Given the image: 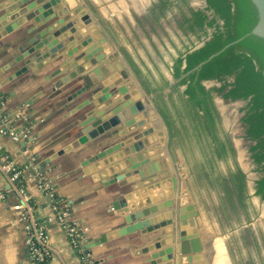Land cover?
I'll use <instances>...</instances> for the list:
<instances>
[{"label":"crops","instance_id":"0c3cea01","mask_svg":"<svg viewBox=\"0 0 264 264\" xmlns=\"http://www.w3.org/2000/svg\"><path fill=\"white\" fill-rule=\"evenodd\" d=\"M156 1L63 0L71 11L79 8L77 16L80 22L86 15L93 18L81 29L85 37L92 36L95 45L106 40L101 55H98V62L93 65L100 68L101 74L108 75L104 82L112 80L114 76L119 77V84H132L129 90L132 97L141 99L145 104L148 123L144 127L154 128L148 141L152 148L151 157L161 164H168L162 166L177 176V191L173 189L170 176L148 181L133 174L125 176L123 180L109 182L108 178L118 170L115 164L111 166V158L116 159V153L96 161H91L90 156L110 142L101 145L92 139L87 143L81 142L77 147L72 146L85 134L86 113L91 109L98 110L100 105L90 104L72 112L77 104L89 98L90 90L70 101L69 95L74 89L55 86L59 76H51L54 64L39 68L32 61L29 68L20 74L17 72L24 61L7 68L8 63L21 53L22 42L28 38L25 30L31 22L9 33H4L5 24L0 22V91L7 96L3 109L12 113L25 110L26 114L16 119V129L30 126L28 142L14 140L0 131V144L18 163H24L31 157L37 159L56 194L69 205L71 216L83 228L81 248L88 249L92 264H150L147 261L149 253L144 252L143 248L157 238L165 237L166 240L167 233L172 229L170 225L174 226L173 234L166 243L169 245L173 237L174 241L170 244L179 247L180 232L183 230L187 237L193 232L191 226L183 224L180 219L182 214L189 215L191 204L197 210V228L203 249L193 252L191 262L187 256L182 257L180 264H264V199L255 193V181L261 175L253 176L242 164L236 131L229 135L239 165L246 174L245 182H238L234 186L227 180V183L218 185L205 182L195 186L185 163V155L178 149L173 152L169 147V137L166 139L165 125L155 102L156 92L145 86L143 77L137 72L136 66L151 79L161 81L160 77L164 74L174 81L166 64L170 60L168 50L175 52V46L189 43L182 42L177 36L181 30L175 13L166 15L168 18L174 15L169 29L165 25L168 24L165 15L153 13L154 20L149 19ZM5 4V0H0V16L14 6ZM165 28L171 31L172 39L165 36ZM169 89L166 88V92ZM243 101H246V106L248 101ZM220 109L223 115L221 106ZM223 122L229 131L224 117ZM62 149L65 151L60 154ZM224 174L229 178L227 173ZM27 191L39 213L51 218L48 241L52 254L46 264H87L80 249L73 247L65 230L55 220L51 197L32 179L27 181ZM123 196L135 209L172 198V205L161 211L158 220L171 216L173 219L152 232L144 229L121 234L119 229L125 224V212L115 209L113 202ZM20 199L16 192L8 190L7 179L0 168V264H26L30 258L25 221L22 212L14 207ZM103 235L106 236L105 241L88 246L92 239ZM192 240L189 237L190 248L193 247Z\"/></svg>","mask_w":264,"mask_h":264},{"label":"water","instance_id":"95a60500","mask_svg":"<svg viewBox=\"0 0 264 264\" xmlns=\"http://www.w3.org/2000/svg\"><path fill=\"white\" fill-rule=\"evenodd\" d=\"M5 1V5L8 7L13 4L14 6L0 16V22L5 24L4 33L12 32L31 22L25 30L28 38L22 42L21 53L8 63L7 68L24 61V65L17 72L20 74L29 68L32 61H35L39 68L47 64H54L50 72L51 76H59L55 86L58 88L73 87L74 89L69 95L70 101L77 95L90 90L89 98L77 104L72 112H77L90 104L100 105L98 110L91 109L86 113L87 119L84 122L86 126L83 130L85 134L81 136L80 140H75L72 146L77 147L81 142L87 143L92 139L99 141L101 145L110 142L108 146L90 156L91 161H96L116 153V159L111 158L113 162L111 166L115 164L118 170L108 178L109 182L123 180L125 176L133 174H138L142 180L148 181H156L157 177L170 176L173 189L177 191V176L163 168L168 164L163 163L164 166H162L163 164L159 160L151 157L152 148L148 141L154 133V128L144 127L148 123L146 106L141 99L135 100L132 97L129 92L133 87L132 84L128 86L119 84L120 78L115 76L112 80L104 82L108 75L101 74L99 67H93L98 62V55H101L106 42L104 39L99 45H95L92 36L85 37L81 32L83 25L92 22L93 18L86 15L82 18L83 22H80L77 16L79 8L71 11L63 0ZM251 1L257 10L255 25L250 32L230 42L223 49L250 34L264 40V0ZM12 18L13 20H11ZM217 53L212 54L209 58ZM204 62H200L196 68H199ZM158 113L165 125L167 139L169 137L168 126L161 113ZM64 151L65 149H62L59 153ZM165 160L166 158H164ZM170 165L173 167L172 163ZM172 203L173 199L167 198L135 209L129 206L127 197L123 196L117 199L113 202L114 208L125 212V224L121 226L119 232L125 234L144 229L152 232L161 226H166L173 217L158 220V216ZM191 209L189 215L182 214L180 219L183 224H189L193 232L188 237L185 236L186 233L183 230L180 232L181 244L179 247L170 244L174 241L173 237L167 245L166 240L172 236L174 229V226L170 225L172 229L167 233L166 240L165 237L157 238L143 248L144 252L149 253L147 261L150 264H180L184 256H187L188 261L191 262L193 252L202 251L203 243L198 234L197 210L194 204H191ZM105 237L103 235L92 239L88 246L105 241ZM189 237L193 239L192 248L189 247Z\"/></svg>","mask_w":264,"mask_h":264},{"label":"trees","instance_id":"16d2710c","mask_svg":"<svg viewBox=\"0 0 264 264\" xmlns=\"http://www.w3.org/2000/svg\"><path fill=\"white\" fill-rule=\"evenodd\" d=\"M180 1L186 5L181 6ZM180 1L158 0L151 9L164 16L175 2L180 5V19L175 15L181 30L177 36L189 43L175 46V52L168 50L170 60L166 64L174 81L164 74L161 81L151 79L136 66L137 72L145 86L156 92L155 102L168 126L171 151L178 149L186 155L187 149L198 148L203 160L200 170L214 185L229 180L237 186L246 179L236 160L218 98L248 99L242 120L245 137L251 141V156L262 170L255 181V193L264 199V40L250 34L223 49L250 32L257 21V10L251 0H206L204 8L194 7L187 3L189 0ZM164 34L172 39L167 28ZM0 93L6 100L7 96ZM230 159L235 166L229 169V178L222 172L217 176L216 165Z\"/></svg>","mask_w":264,"mask_h":264},{"label":"built area","instance_id":"2783aa9c","mask_svg":"<svg viewBox=\"0 0 264 264\" xmlns=\"http://www.w3.org/2000/svg\"><path fill=\"white\" fill-rule=\"evenodd\" d=\"M5 102L3 94L0 93V131L10 135L14 140L28 142L30 126L25 125L17 130L15 125L16 119L20 115L26 114L25 110L19 109L15 113L8 112L3 109ZM243 128L245 135V126ZM0 168L6 176L8 190L16 192L21 198L14 204V207L22 212V218L25 221L26 243L30 253L26 264L47 262L52 254L48 241V227L51 218L41 215L35 207V203L27 191L29 179L34 180L37 186L51 197L55 220L63 227L73 247L80 249L81 256L87 261V264H92L89 252L81 248L84 237L83 228L71 216V209L65 200L57 196L37 159L31 157L24 163H18L0 144Z\"/></svg>","mask_w":264,"mask_h":264},{"label":"rangeland","instance_id":"374dc122","mask_svg":"<svg viewBox=\"0 0 264 264\" xmlns=\"http://www.w3.org/2000/svg\"><path fill=\"white\" fill-rule=\"evenodd\" d=\"M105 1L109 2V0H105ZM114 1H117V0H114ZM187 3L194 4V5H196V7H203L204 8L206 1L205 0H189ZM179 4L181 6L186 5L182 1H180ZM179 4H177L175 2V4H173L172 9L166 11V13H165L166 20L169 19L168 21H171V23H173L174 16L172 14L171 17L168 18L167 16L169 13H175L176 18L180 17V15H179L180 5ZM152 16H153V12H151V15L149 16V19L151 21L154 20V18ZM161 20H162V18H161ZM169 24H170V22H168V24L167 23L165 24L168 29L171 26ZM150 30L152 31V29H150ZM160 31H161V29H160ZM161 34H162V31H161ZM243 100L226 101L222 97L218 98V102H219L221 108H223V110H224L223 117L225 119V122H226V124H229V133H231L232 131H236L235 135L239 140V145H238L239 146V155L241 156L242 164L245 166L246 169H248L249 173H252L253 176L258 177L259 175L262 174L261 166L258 165L254 161V159L252 158L251 151L249 150V147L251 145V141L248 140L244 135V128H243L244 122L242 120V116L245 112V110H243V108H245L246 101H243ZM200 153H201L200 150L196 147H194L193 149L189 148L185 152V154H186L185 155V163L187 164V168L189 170V175H190L191 181L195 184V186H199V185L201 186V184H204L205 182H209V183L211 182L208 175L205 174L204 171L200 170V167H202L201 162L203 161ZM236 160L239 163L238 155H236ZM233 166H235V163L231 159L227 162H220V164L216 165L214 172H216L218 174L217 176H219V174L221 172L228 174L229 169ZM201 188H203V187H201Z\"/></svg>","mask_w":264,"mask_h":264},{"label":"flooded vegetation","instance_id":"af4514ba","mask_svg":"<svg viewBox=\"0 0 264 264\" xmlns=\"http://www.w3.org/2000/svg\"><path fill=\"white\" fill-rule=\"evenodd\" d=\"M206 1V0H205Z\"/></svg>","mask_w":264,"mask_h":264}]
</instances>
